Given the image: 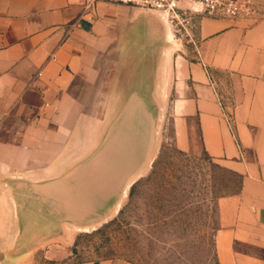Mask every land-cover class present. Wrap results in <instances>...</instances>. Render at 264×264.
Here are the masks:
<instances>
[{
	"label": "crops",
	"instance_id": "obj_1",
	"mask_svg": "<svg viewBox=\"0 0 264 264\" xmlns=\"http://www.w3.org/2000/svg\"><path fill=\"white\" fill-rule=\"evenodd\" d=\"M192 28L195 47L176 54L156 12L0 0V264H32L40 249L59 260L68 226L118 210L152 162L167 85L177 147L198 142L240 180L218 200V264H264V19Z\"/></svg>",
	"mask_w": 264,
	"mask_h": 264
},
{
	"label": "rangeland",
	"instance_id": "obj_2",
	"mask_svg": "<svg viewBox=\"0 0 264 264\" xmlns=\"http://www.w3.org/2000/svg\"><path fill=\"white\" fill-rule=\"evenodd\" d=\"M247 1L252 11L248 17L264 19V0ZM142 22L136 24L137 31L144 30ZM192 27L186 35L171 28L174 35L171 48L176 54L184 51L190 55L195 47ZM169 88L163 86L168 97L163 92L158 100V135L152 162L134 181L118 210L87 228L68 226L64 230L65 242L53 246L59 251L60 259L50 261L40 249L32 264L99 260L130 264H218V200L237 192L240 180L213 162L198 142L188 150L177 147L172 118L161 110L172 101ZM61 234L62 229H55L48 238Z\"/></svg>",
	"mask_w": 264,
	"mask_h": 264
},
{
	"label": "built area",
	"instance_id": "obj_3",
	"mask_svg": "<svg viewBox=\"0 0 264 264\" xmlns=\"http://www.w3.org/2000/svg\"><path fill=\"white\" fill-rule=\"evenodd\" d=\"M89 1V0H88ZM158 13L181 35L189 34L198 16L212 18L248 17L252 11L247 0H102Z\"/></svg>",
	"mask_w": 264,
	"mask_h": 264
},
{
	"label": "bare ground",
	"instance_id": "obj_4",
	"mask_svg": "<svg viewBox=\"0 0 264 264\" xmlns=\"http://www.w3.org/2000/svg\"><path fill=\"white\" fill-rule=\"evenodd\" d=\"M172 38V37H171Z\"/></svg>",
	"mask_w": 264,
	"mask_h": 264
}]
</instances>
